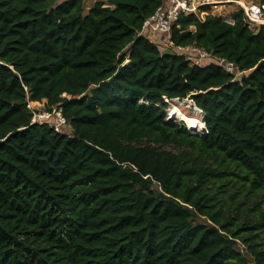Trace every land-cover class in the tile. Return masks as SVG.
<instances>
[{"label": "trees", "instance_id": "obj_1", "mask_svg": "<svg viewBox=\"0 0 264 264\" xmlns=\"http://www.w3.org/2000/svg\"><path fill=\"white\" fill-rule=\"evenodd\" d=\"M162 2L0 0V264H264V24L173 23L233 80L138 35ZM164 97L192 99L201 132Z\"/></svg>", "mask_w": 264, "mask_h": 264}, {"label": "built area", "instance_id": "obj_2", "mask_svg": "<svg viewBox=\"0 0 264 264\" xmlns=\"http://www.w3.org/2000/svg\"><path fill=\"white\" fill-rule=\"evenodd\" d=\"M233 3L237 6L235 10L242 11L243 20L250 29L256 30L264 24V0H163L161 5L143 21L138 35L146 37L160 51L184 56L192 66L214 65L223 72L230 74L233 80H239L246 71L240 70L233 61L222 56H216L211 51L195 44L176 45L170 38L172 25L182 14H192L199 19H204L206 15H219L224 17L228 23H232L229 15L234 10L224 11L223 6ZM164 100L168 103L166 119H168L167 112L170 105L172 108L193 106L199 112L200 119L202 118L201 111L195 107L194 102L189 97L181 99L164 97ZM26 107L31 113V124H46L57 132L66 133L63 128L69 126V123L62 115L60 107L53 111H46L42 104L29 99L26 100Z\"/></svg>", "mask_w": 264, "mask_h": 264}, {"label": "rangeland", "instance_id": "obj_3", "mask_svg": "<svg viewBox=\"0 0 264 264\" xmlns=\"http://www.w3.org/2000/svg\"><path fill=\"white\" fill-rule=\"evenodd\" d=\"M95 1H97V0H84V5H85V10L87 11L88 10V8L90 7V6H92V4L95 2ZM244 1H249V0H244ZM235 10V9H237V6H235L234 5V3L233 4H226L225 6H223V10L224 11H227V10ZM171 108V109H170ZM170 108L168 109V112H167V117H168V120L171 122V123H176V122H180V120L176 117V115H171L172 113H171V111L170 110H172V106L170 105ZM178 109L182 112V113H184V114H186V115H191V116H193V115H195V116H197L199 119H200V115H199V112L196 110V109H194V107L193 106H191V107H185V106H180V107H178ZM166 111H167V108H166ZM182 122V121H181ZM184 123V122H183ZM184 125L186 126V128H188L189 129V132L191 133V134H199L200 133V131H201V128H203V127H200V128H189L188 126H187V124L186 123H184ZM196 129V130H195ZM63 130L67 133V134H70L71 133V131H72V128H71V126H65L64 128H63ZM195 132V133H194ZM198 132V133H197ZM168 149H169V147H168ZM238 247H239V249L242 251V253L245 255V257H247L248 259H249V256L246 254V252H245V250H244V248L240 245V244H238ZM248 264H253V262L251 261V260H248Z\"/></svg>", "mask_w": 264, "mask_h": 264}, {"label": "bare ground", "instance_id": "obj_4", "mask_svg": "<svg viewBox=\"0 0 264 264\" xmlns=\"http://www.w3.org/2000/svg\"><path fill=\"white\" fill-rule=\"evenodd\" d=\"M171 111V115H176V117L180 120V121H182V122H184V123H186L187 124V126L189 127V128H200V127H203V126H205L204 124H203V122L201 121V119H199L197 116H195V115H193V116H191V115H186V114H184V113H182L179 109H178V107H174V108H172V110H170ZM202 129V128H201ZM196 130V129H195ZM201 132V131H200ZM195 133V132H194ZM198 133V132H197Z\"/></svg>", "mask_w": 264, "mask_h": 264}, {"label": "water", "instance_id": "obj_5", "mask_svg": "<svg viewBox=\"0 0 264 264\" xmlns=\"http://www.w3.org/2000/svg\"><path fill=\"white\" fill-rule=\"evenodd\" d=\"M204 127V126H203Z\"/></svg>", "mask_w": 264, "mask_h": 264}]
</instances>
